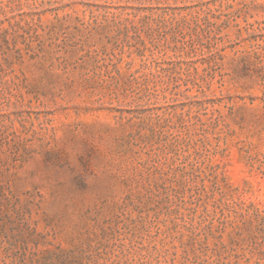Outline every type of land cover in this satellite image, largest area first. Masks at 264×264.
<instances>
[{
	"label": "rangeland",
	"instance_id": "374dc122",
	"mask_svg": "<svg viewBox=\"0 0 264 264\" xmlns=\"http://www.w3.org/2000/svg\"><path fill=\"white\" fill-rule=\"evenodd\" d=\"M0 264H264V0H0Z\"/></svg>",
	"mask_w": 264,
	"mask_h": 264
}]
</instances>
